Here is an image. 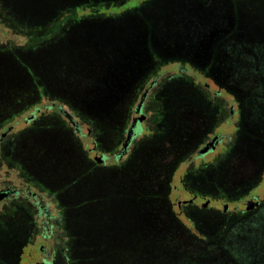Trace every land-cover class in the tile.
Masks as SVG:
<instances>
[{
    "label": "rangeland",
    "instance_id": "374dc122",
    "mask_svg": "<svg viewBox=\"0 0 264 264\" xmlns=\"http://www.w3.org/2000/svg\"><path fill=\"white\" fill-rule=\"evenodd\" d=\"M79 1L0 0V264H264V0Z\"/></svg>",
    "mask_w": 264,
    "mask_h": 264
},
{
    "label": "flooded vegetation",
    "instance_id": "af4514ba",
    "mask_svg": "<svg viewBox=\"0 0 264 264\" xmlns=\"http://www.w3.org/2000/svg\"><path fill=\"white\" fill-rule=\"evenodd\" d=\"M148 92L149 91L147 90L143 94L142 100L140 101L139 105L137 106V108L135 110L131 127L127 131V137H129V134L132 133V138H131V141L129 143V146L125 147V144L127 142L126 141L121 153L118 154V155H115L116 160L121 159L123 156H126L129 153V148L131 146V143H132L134 137L138 134L139 131L142 130L141 129L140 120H139L140 119V117H139L140 115L136 116V113L138 112V109H139L141 104H142V106H141V109H140V113L141 114L143 113V110H144L145 105H146L145 104L146 103V99L148 97ZM214 106L218 108L217 110L220 109L218 106H216V105H214ZM73 124L76 125V123H74V122H73ZM210 124H211V120H208V118L204 120V124H202L203 127H204L203 129H205L204 141H202V143L199 144L198 148H196V149H194L192 151V152H197V155H199V156H203V155L209 153V151H212V149L215 148V146H218V145H220L222 143V137L221 136H215L214 135V136L210 137L212 131L216 128V123H214V124L212 123L213 124V125L211 124L212 127H210ZM127 140H128V138H127ZM207 147L209 149H206ZM82 154H84V153H82ZM104 157H107V156L103 155V158ZM78 160L80 162V168H81V166H82V168H83V166L86 167V168H91L92 166L106 167V166H102V165H100V166L99 165H95V163H93L92 161L91 162L89 161L88 164H85V162L84 163L82 162V164H81V155L78 156ZM191 173L192 172H188L187 175H189ZM173 175H174V172L172 173L171 176H173ZM201 175H202V173H201ZM170 181H171V178H170ZM184 181L189 184V182L186 180V178H184ZM77 188L78 189L77 190L75 189L74 191H72V189H70V190L69 189L62 190L61 192L57 193V194H59V195H57V197L59 199L60 198H62V199H64V198L72 199V198H78L79 196L83 197L84 194H81L82 193L81 186L78 185ZM5 191H8V195H6L3 199L9 198L11 195H14V194L18 193V191L15 190V189H6ZM262 205H263L262 202H257L251 212L245 211V212H242L240 214H238V213H235V214H236L237 217H240V218L242 217L243 218L245 216H248L249 213L252 214L253 212H255V210L258 209ZM189 207L190 206H188V207H186L184 209L185 215L187 214V210H189ZM45 237H49L48 229H46ZM43 253H45V249H42L40 254L42 255ZM60 255H62V257H61L60 260H57V261L54 260L55 258L51 259L48 255L46 256V254L42 255L41 256L42 257V263L41 264H69V260L67 259V257L65 255H63L62 253ZM38 264H40V263H38Z\"/></svg>",
    "mask_w": 264,
    "mask_h": 264
},
{
    "label": "trees",
    "instance_id": "16d2710c",
    "mask_svg": "<svg viewBox=\"0 0 264 264\" xmlns=\"http://www.w3.org/2000/svg\"><path fill=\"white\" fill-rule=\"evenodd\" d=\"M108 1H111V0H108ZM106 2V4H109L110 2ZM184 1H186V0H184ZM187 1H189V0H187ZM86 4L88 5V6H94L95 4L96 5H98L97 3H95V2H92L91 0H88L87 2H86ZM94 4V5H93ZM76 5H78V6H81V0L79 1V2H77V3H75L74 4V7H72V8H66L67 10L65 11L66 13H67V11L68 10H72V9H75L76 8ZM77 6V7H78ZM188 8H190V7H188ZM72 11H74V10H72ZM69 18V17H68ZM75 19H74V22H76L77 21V19H76V17H74ZM73 22V23H74ZM72 24V23H71ZM25 77L27 78V75H25ZM37 77H38V79L40 80V82H41V85H39V88L40 87H42L43 88V86L45 87V89L47 88V83H45V81H43V79H42V76L40 75V74H38L37 75ZM28 79H29V77H28ZM29 82H31L30 80H29ZM43 85V86H42ZM32 86H33V84H32ZM39 88H37V89H39ZM37 89H35L34 87H32V88H30L25 94H24V96L22 97V98H20V99H16V98H13L12 96H10L11 98L9 99V101H12V104H13V106H12V108L10 109V110H8V111H6V113H4V115H2L1 117H0V126L1 125H3L7 120H8V118H9V116H12L13 114H14V109L15 108H17L19 105H21V104H24L25 102H26V100L29 98V96L32 94H37ZM44 89V88H43ZM44 89V90H45ZM36 91V92H35ZM142 182V180H140V182L138 181V180H136V178L134 179V185H137V184H139V183H141ZM160 182H162V181H160ZM160 182H158V183H160ZM159 184H157L156 186H155V191L156 192H158L159 194H161V192L157 189V186H158ZM163 187H165V185H163ZM162 189H164V188H162ZM95 200V199H94ZM93 200V201H94ZM90 202V201H89ZM160 203V202H159ZM157 206H158V208L160 209V205H158L157 204ZM101 207H104V206H101ZM108 209V208H107ZM108 210H111V209H108ZM107 210V213H109L110 211H108ZM79 217H76V221H74L73 223H74V226H75V228L73 229L75 232H72V241H73V243L75 244L74 246H73V248H74V251L72 252V256H74V255H76L77 253H78V256L80 255V250H81V244H80V242H81V231H79L78 230V226H79V224H80V220L78 219ZM175 229H176V227H175ZM97 232H99V231H97ZM95 233V232H94ZM176 233H178L177 231H176ZM90 235H91V231H90V233H89ZM170 234L171 235H174V237L176 238V234H175V232H170ZM79 237V238H78ZM171 238V240H173V236L172 237H170ZM191 238V237H190ZM89 239H90V241L91 240H93L92 238H91V236L89 237ZM184 239V238H183ZM186 239V238H185ZM184 239V240H185ZM192 239V238H191ZM187 239V240H189V242L191 243V245L193 244V245H197V238H194V240L192 239ZM208 245V244H207ZM209 248H211L210 250H214V246H212V244H210L209 243V246H208ZM220 247V246H219ZM196 248V247H195ZM197 249V248H196ZM224 248H222V254L224 255L223 257H225V258H222V261H225V262H231V263H234V264H239L240 263V261L238 262L237 260H235V258H232L231 256H229V254H228V252L227 251H225V250H223ZM211 252V251H210ZM210 254V253H209ZM200 255H202V254H200ZM204 255V254H203ZM202 255V256H203ZM204 257V256H203ZM94 258H95V256L94 255H89L88 254V257L87 258H85L84 260L86 261V263L85 264H93V262H91V261H93L94 260ZM72 262H73V257H72ZM255 261H253L251 264H253ZM255 264V263H254Z\"/></svg>",
    "mask_w": 264,
    "mask_h": 264
},
{
    "label": "water",
    "instance_id": "95a60500",
    "mask_svg": "<svg viewBox=\"0 0 264 264\" xmlns=\"http://www.w3.org/2000/svg\"><path fill=\"white\" fill-rule=\"evenodd\" d=\"M141 106H142V104L140 105V107L138 109V112L136 113V116H139L140 115L139 117H141V113H140ZM131 138H132V133L129 134V137H128V140H127V142L125 144V147H128L129 146V143L131 141ZM206 149H209V148L207 147ZM6 195H8V191H2V192H0V200H2ZM37 260H38V263H40V264L42 263L41 254H40V258H38ZM38 263L36 262V264H38Z\"/></svg>",
    "mask_w": 264,
    "mask_h": 264
},
{
    "label": "crops",
    "instance_id": "0c3cea01",
    "mask_svg": "<svg viewBox=\"0 0 264 264\" xmlns=\"http://www.w3.org/2000/svg\"><path fill=\"white\" fill-rule=\"evenodd\" d=\"M88 210L91 211V213H93V215L96 214L95 207H93V208H88ZM107 210H108V209H107ZM78 230L81 231V224H79V226H78ZM80 244H81V242H80Z\"/></svg>",
    "mask_w": 264,
    "mask_h": 264
}]
</instances>
